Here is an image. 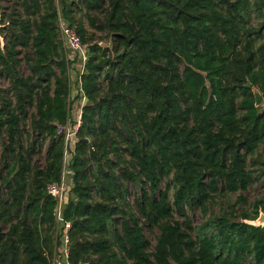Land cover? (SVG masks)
Wrapping results in <instances>:
<instances>
[{
  "label": "trees",
  "instance_id": "trees-1",
  "mask_svg": "<svg viewBox=\"0 0 264 264\" xmlns=\"http://www.w3.org/2000/svg\"><path fill=\"white\" fill-rule=\"evenodd\" d=\"M0 38V264H264V0H0Z\"/></svg>",
  "mask_w": 264,
  "mask_h": 264
},
{
  "label": "rangeland",
  "instance_id": "rangeland-1",
  "mask_svg": "<svg viewBox=\"0 0 264 264\" xmlns=\"http://www.w3.org/2000/svg\"><path fill=\"white\" fill-rule=\"evenodd\" d=\"M3 42H4L3 39L0 38V45H2ZM101 45L110 47L111 43L110 42H107V43L101 42ZM80 68L82 69V67H80ZM21 71L25 74L27 73V69H26L24 64H22V66H21ZM72 71H73L72 76H74V77L77 76L79 74L78 73L79 72L78 66L75 67V69H73ZM77 79H78V77L73 78V79L70 78V82H71L70 99L72 100V104L70 106V118L72 120L75 119L76 117H78V112L81 111L82 101H83V99L81 98V92H80V90H78L79 84L77 83ZM6 85H7L6 81L0 77V86L5 87ZM76 96H79V97H76ZM72 120H71V124H72ZM72 139H73V136L70 137V139H69L70 142H72ZM0 155H1V148H0ZM67 156L69 157L68 152L66 153V158H67ZM33 159L38 165H42L44 162V153L42 152L40 154L35 155ZM67 164L68 163L66 160V163H65V179L63 181L64 190H65V187L67 185V179L69 180V178H70V169L67 166ZM129 191L131 194L129 196V200L131 202H133V194L137 193V188L133 185H129ZM261 194H262V189L260 188V186L258 184L252 185L246 192H244V195L246 196L248 203L252 202L258 195L260 196ZM234 199H235V197H234ZM218 209H219V205L216 206L215 212H218ZM189 214H190L194 223L198 224V223L202 222L203 218H202V215H201V212L199 209H195L193 211H190ZM145 233H146L147 237L150 239L152 245H154L155 244V238L159 233L158 230L157 229H154L153 231L146 230Z\"/></svg>",
  "mask_w": 264,
  "mask_h": 264
},
{
  "label": "built area",
  "instance_id": "built-area-1",
  "mask_svg": "<svg viewBox=\"0 0 264 264\" xmlns=\"http://www.w3.org/2000/svg\"><path fill=\"white\" fill-rule=\"evenodd\" d=\"M59 32H60V36L63 40V42L65 43L66 47L68 48V50L70 49L71 53L78 55L79 59L83 62L86 58L85 56V47L82 44L80 37L77 35L75 29L73 27H70L68 25H65L63 23H60V27H59ZM80 112H78V117H76L75 119H71L73 122L75 121V129L72 128V125L70 124V122L68 124H66L65 126H60L58 131L59 132H63L65 134V139L68 140L70 139L71 136L74 135L75 130L77 129V127L80 125ZM63 183H61L60 185H55V184H51L48 186V192L49 194L55 196L56 198H58V206L60 208V204L62 201V197H63ZM58 216H59V210H58ZM69 224L66 223L65 224V228H68ZM67 236L65 235L63 237V243L65 244L64 246V253L65 255L67 254ZM57 264H68L67 262H58Z\"/></svg>",
  "mask_w": 264,
  "mask_h": 264
},
{
  "label": "water",
  "instance_id": "water-1",
  "mask_svg": "<svg viewBox=\"0 0 264 264\" xmlns=\"http://www.w3.org/2000/svg\"><path fill=\"white\" fill-rule=\"evenodd\" d=\"M69 51H71V50L69 49ZM245 86L246 87H250V82H247L245 84ZM253 93H254V98H255V105L256 106L261 105L262 97L260 95V92L258 90H256V89H254ZM86 102H87V98L83 97L82 106H84L86 104ZM58 210H59V206L57 204L56 205V211H58ZM247 222L250 223V224H254V225H263L264 224V213L261 212L256 220L247 221Z\"/></svg>",
  "mask_w": 264,
  "mask_h": 264
},
{
  "label": "crops",
  "instance_id": "crops-1",
  "mask_svg": "<svg viewBox=\"0 0 264 264\" xmlns=\"http://www.w3.org/2000/svg\"><path fill=\"white\" fill-rule=\"evenodd\" d=\"M72 74H73V71H71L70 72V78L71 79H73V78H76V77H78V75L77 76H72ZM78 87V86H77ZM78 90H79V87H78ZM63 256H65V253H64V245H61L59 248H58V254H57V256H56V264L58 263V262H61V259L60 258H62Z\"/></svg>",
  "mask_w": 264,
  "mask_h": 264
}]
</instances>
